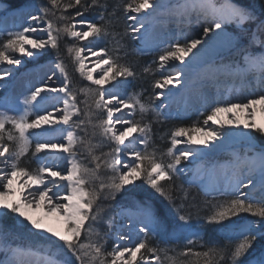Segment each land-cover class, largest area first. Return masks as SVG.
<instances>
[{
  "label": "snow or ice",
  "instance_id": "snow-or-ice-1",
  "mask_svg": "<svg viewBox=\"0 0 264 264\" xmlns=\"http://www.w3.org/2000/svg\"><path fill=\"white\" fill-rule=\"evenodd\" d=\"M70 9H76L75 13L70 14ZM92 9L98 12L88 19L85 13ZM8 11L0 9L5 16ZM28 11L29 22L20 30L0 29V35L8 37L0 44V65L18 66L20 56L38 58L47 51H55L56 60L46 79L24 97L23 107L15 109L16 115L3 110L7 97H0V249L6 254L0 264H164L162 256L169 264H199L201 257L204 264H264V146L257 150L254 139L256 133L264 137V0H130L124 12L135 14L127 15L135 22L131 33L139 34L146 45L155 39L156 24H174L184 36L182 42L174 38L162 50L159 68L170 62L184 67L176 75L156 79L152 87L160 91H154L147 101L143 92L122 90L123 82L112 84L121 77H135L136 72L106 46L109 37L114 40L118 35L112 30L115 9L108 11L107 0H40ZM191 25L200 31L184 35L182 29ZM230 26H234L232 31ZM65 37L73 41L65 49L75 71L90 82L86 86L73 83L61 57L60 41ZM90 37L94 41L78 46ZM253 46L259 51H252ZM233 48L244 53L242 63L223 62L221 52ZM89 57H95L91 67L86 63ZM190 70H198L200 86L206 81L218 83L223 76L228 99L201 92L199 100L207 112L203 126L197 122L175 128L170 146L160 151L154 143L153 124L170 118L166 109L171 107L176 86L191 80ZM10 74L0 69V80ZM181 76L188 79L181 80ZM109 84L112 87L106 88ZM253 84L255 90L243 95ZM240 143L246 146L243 155L232 150L223 163L214 159ZM180 144L186 146L178 148ZM29 151L37 165L34 170L21 165ZM182 162L187 163L181 167ZM186 171L193 174L189 186L197 184L198 175L202 180L205 171L223 176L220 194L229 198L213 206L202 226L191 223L193 214L184 212L183 203L174 205L175 215L157 211L147 200H133L115 213L103 203L116 200L141 179L169 201L187 198L183 184H175ZM197 186L206 188L203 183ZM168 189L180 195L174 197ZM117 216L130 223L117 225ZM101 222L107 232L98 227ZM201 227L222 230L228 243L211 240L200 246L205 250H197L203 239ZM20 228L47 243H14L20 238ZM113 230L115 243L108 250ZM134 234L143 236L134 239ZM182 235L185 243L178 250ZM254 245L259 255L243 259ZM190 256L197 259H180ZM27 257L37 259L32 262Z\"/></svg>",
  "mask_w": 264,
  "mask_h": 264
},
{
  "label": "trees",
  "instance_id": "trees-1",
  "mask_svg": "<svg viewBox=\"0 0 264 264\" xmlns=\"http://www.w3.org/2000/svg\"><path fill=\"white\" fill-rule=\"evenodd\" d=\"M4 3H9L11 8L17 9L27 6H33V4H38L40 0H1ZM130 0H107L108 3V11L112 12L113 9H115V15L111 17L112 19V30L114 33L118 34L115 36V39L113 40L111 37L105 41L107 48L109 49L110 53L113 55H119L120 62L128 64L133 68V70L136 72L135 77H128L127 80L129 82L128 84V91L131 92H143V99L145 101L148 100V97L153 94L154 90L152 85L155 82L156 79H159V73L157 68L155 67L157 59H159V55H161V52H152V53H141L138 49V43L136 40L133 39V35L131 31L127 27V20L126 16L127 14L124 12V6L129 3ZM76 9H70L69 13L74 14ZM98 12V9H92L88 12H86V16L88 19H93ZM127 30V34L126 33ZM7 35H0V44H3V42L7 39ZM73 41L70 38H63L60 41V54L61 57L64 59L65 64L67 66V70L69 72V75L71 79L73 80V83L78 86H86L89 83L86 80H83L80 77L79 72L75 71V67L72 63V59L67 53L65 49V44L72 43ZM118 42V43H117ZM79 45L81 43L79 42ZM78 45V46H79ZM118 48L119 51H113L114 49ZM252 51L255 52V46L252 47ZM52 58H56V52L52 51ZM238 61V59H236ZM155 62V63H154ZM145 67H150V72H145ZM5 92H0V97H4ZM79 99H82L79 97ZM82 105V104H81ZM83 108V106H82ZM206 115L204 112L200 111H189L187 113H180L176 116H171L168 119H165L160 124H153V132H154V143L155 146L160 151H165L167 147L170 146V133L175 130L177 127H191L194 124H197L199 122L198 126H203V119L206 118ZM137 119L140 118L139 113L136 116ZM148 117H146L147 119ZM96 139H99V137H96ZM186 139V138H181ZM254 139L257 140L260 144L264 145V137H262L259 133H256L254 136ZM93 143H95L93 141ZM142 147V146H141ZM104 151H107L105 148ZM165 160H167V157H165ZM87 163V160L85 161ZM21 165L29 168V170H34L37 165L35 163V160L32 158L31 151L26 154L22 160ZM183 167V163L181 165ZM103 175H106V173H102ZM192 179V175L189 173L188 175H182L179 178L175 180V184L177 186L183 184L184 188L188 191L187 198H177L173 201H169L164 196H161L159 193H156L154 189H151L150 186L146 184V182L141 179L136 182V187L128 186V189H132V191H129L128 189L125 190V192L121 193L117 196L116 200L114 201H103L104 204L109 205V212L114 213V209H117L118 207H126L133 200H140L145 201L147 200L149 203H151L157 211L164 210L167 211L170 215H175L176 207H179L181 203L184 205V212H192L193 214V220L191 223L203 225L204 224V217L208 215L212 210L213 206L216 205L218 202L228 199L229 197L222 196L219 194H209L208 191L202 189L201 187H198L197 184H193L189 186L187 181ZM166 185L167 188V182H163ZM169 193L173 195L174 197H178L180 194L177 191H174L172 189H168ZM174 205L176 207H174ZM183 214V213H181ZM243 216H248V214H241ZM108 213H105V219H107ZM252 218V217H249ZM254 219V218H253ZM98 227L101 228L102 231L107 232L108 229L105 227V225L101 222ZM200 233L203 236V239L198 242L196 245V249L203 251L204 248H201V245L207 246L209 241L216 240L221 245H225L228 243V241L225 239V236L223 234L222 230H214L211 227H201ZM23 231V230H22ZM23 235V232H22ZM143 236V234H142ZM34 241V239H31ZM173 241H170V243ZM150 243L156 244V239L150 238ZM185 243L184 236L182 235L180 238V244L178 246V250L183 248V245ZM231 247V246H229ZM112 243L107 240V249L111 250ZM169 255H175V253H169ZM257 255H259V249L257 246H253V249L249 251V253L243 258L245 260L254 258ZM182 260H196V257H180ZM162 260L164 261V264H169L168 261L164 260L162 256ZM205 258L201 257L199 258V264H204ZM220 264H224V262H220Z\"/></svg>",
  "mask_w": 264,
  "mask_h": 264
},
{
  "label": "rangeland",
  "instance_id": "rangeland-1",
  "mask_svg": "<svg viewBox=\"0 0 264 264\" xmlns=\"http://www.w3.org/2000/svg\"><path fill=\"white\" fill-rule=\"evenodd\" d=\"M4 8L8 9L9 11H8L7 16H5V14L3 12H0V29H6L7 31H16V30H20L22 26H26L27 23L29 22V11H28V9H30L31 6L22 7L20 9H23V11L16 12V11H13L15 9L11 8L9 3H6V2L4 3L3 1L0 0V9H4ZM17 9H19V8H17ZM127 15H135V14L134 13H128ZM140 15H146V13H141ZM85 17H87L86 14H85ZM162 18H164V17L162 16ZM77 19H79V18H77ZM126 20L128 23L127 27L130 30V26L134 25L135 22L128 20L127 16H126ZM161 27H163V26L159 25L158 29H160ZM233 27L234 26H230L229 28L233 29ZM161 30L163 31L162 33H164L165 35L164 36L162 35L163 37H161V38L157 37L156 35H154V34H156L157 30L154 29L153 35H154L155 39L150 41L149 44H147V45L144 43V41L142 39L139 38V34H136L135 37L133 36V39L136 40L137 42H139L137 50L141 53H152V52H161L162 53V50L167 47L168 43L173 42L174 38L181 40V42L183 41L184 36H182L178 33L175 25H173L171 23L168 24L166 33H165L166 30L164 28H161ZM182 31H183L184 35L190 36V34L195 35L197 32L200 31V29L196 25H191V26L183 28ZM94 39L95 38L90 37L88 40L80 41L81 45H79V46L88 45L89 42L94 41ZM141 49H142V51H141ZM255 51H259V49L255 47ZM51 54H52V51H47L45 55H42L38 58H29L26 56H20L22 63L18 66L15 65L14 69H10V68L6 69V66H9L8 64L0 65V69L9 70L11 73L10 75L4 76L3 79L0 80V85H3V87H0V92L4 91L5 92L4 97L5 96L7 97V100L4 102L5 106H4L3 110L8 111L10 115H16L17 114L15 109L23 107V103H22L23 99L26 95L29 94L30 89L32 88V86H28V87L24 86L21 83L22 80L26 79V77H28L30 75L39 74L38 75V77H39L40 75H42V73L45 70L52 68V64L56 60V58H52ZM243 55H244V53H242V52L238 53L235 48H233L230 51H226V52L221 53V56L223 58L224 63H228L229 61L235 62V58H240V61H237V62L242 63ZM217 62L218 63L220 62V57H217ZM72 63L74 65L73 60H72ZM155 67L158 70L159 77H161L162 75H166V74H168L169 71H171V70H169L171 68H169L168 65H166L165 68H163V69H160L159 65H156V64H155ZM176 73H177V70H174L171 74L174 75ZM49 74H50V72H49ZM96 76L98 77V75H96ZM197 80H198V77H197V79L191 81L188 84V86L190 87L194 84H198ZM120 82H123L122 90L128 91L129 82H128L127 78L121 77V78H119L118 81H113L112 84H118ZM88 83H90V82H88ZM205 83H204L203 87L205 86ZM112 84L105 85V87L111 88ZM227 87H228V83H227ZM250 90H255L254 84L251 86V89L245 88L243 95L247 96L248 92ZM156 91H160V90L157 89ZM164 91H166V90H164ZM206 92L208 93L209 97L210 96L211 97L216 96L219 99H228V97L225 95V91L223 89L219 90V95H217V91H215L214 89L213 90H210V89L207 90V87H206ZM234 95L235 94H233V97H234ZM39 99L40 98L38 97V100ZM78 99H79V97H78ZM161 100H164V97H161ZM90 102L91 101L89 99V103ZM156 103L159 104L160 100H157ZM165 103H168V102L165 101ZM82 106L84 107L83 103H82L81 107ZM192 109H195V110L199 109L198 111L204 112L205 114H207L205 108L202 107L201 103L199 101H196V100H191L189 103L182 105V106H177L175 109H171V107H170L169 109H166V111L169 112L170 117H171V116H176L180 113H187L188 111H190ZM90 131H91V129H90ZM93 141L95 142V140H93ZM185 146L186 145H184V144H180L177 147L183 148ZM245 147L246 146L243 143L233 145L231 148L222 152L218 157H215L214 159H218L221 163H223L224 161H226L230 158L229 153L232 150H238L241 153V155H243ZM257 150H259L258 147H257ZM82 151L87 154V150L85 148H83V146H82ZM39 155L43 156L44 153H40ZM249 155H251V153H249ZM182 163L184 165L187 162H182ZM189 166L192 168H195V165H189ZM210 166H211L210 164L206 165L207 168H210ZM189 173L190 172L186 171L184 174L188 175ZM190 174L193 176L192 172ZM201 175L203 176V179L201 180L200 175H198L197 176V185L200 183H203L206 186V188H204V187H201V188L208 191L209 194H219V193H221V191L224 190V185L222 184L223 183V176L221 174H219V172L217 174H211L210 172L205 171V172L201 173ZM218 180L220 181L219 184H217ZM217 187H219L220 191L216 190ZM243 191H244V189H243ZM257 195H259L258 192H257ZM121 208L122 207H118L117 209H114V213L118 212ZM115 223L117 225H126V224H129L130 222H128L124 219H121L119 216H117L115 218ZM123 231L127 232L128 227H124ZM22 232H23V235H22ZM17 233H19L20 238L17 240H14L13 241L14 243L25 244V245L29 244V243H31L33 245H37V244L44 245L47 243L46 241L40 240L39 238H33V237L28 236L26 229H23V228L17 229ZM186 234L187 233H185V235ZM133 238L134 239L142 238V234H140L139 237H136L134 234ZM31 239H34V241ZM82 239H83V237H82ZM108 241L109 242L111 241L112 247H113V244L115 243V230H113L111 233H109ZM5 255L6 254L4 253V251L2 249H0V259H4ZM26 259L32 261V260H36L37 258L27 257Z\"/></svg>",
  "mask_w": 264,
  "mask_h": 264
},
{
  "label": "bare ground",
  "instance_id": "bare-ground-1",
  "mask_svg": "<svg viewBox=\"0 0 264 264\" xmlns=\"http://www.w3.org/2000/svg\"><path fill=\"white\" fill-rule=\"evenodd\" d=\"M151 11V10H149ZM165 18V17H164ZM164 18L159 17V19L163 20ZM159 25H162V24H156L154 26V29L157 30L156 36L158 37H163L165 34L162 33L163 31L161 30V28H164L166 31L165 33L167 32V26L165 27L164 25H162L163 27H161L160 29H158V26ZM174 25V24H173ZM147 26V25H146ZM233 29H230L229 28V31H232ZM143 31V29H142ZM163 35V36H162ZM190 36H192L190 34ZM232 49H228V50H224L222 52H226V51H230ZM221 52V53H222ZM87 55V54H86ZM188 59H191V56H189L188 58H186V61L185 63H187V60ZM95 60V57H89V59L86 61V63H88V66L91 67L92 66V61ZM159 59L156 61V65H159ZM218 63V62H217ZM169 68V73H172L174 70H177L178 68H183L184 65L183 64H180L179 62H170L169 64H167ZM14 69L15 68V65H9V66H6V69ZM51 68L45 70L42 75H40L38 77L39 74H36V75H30L28 77H26V79L22 80V84L26 87L28 86H39L45 79H46V74H49V70ZM192 72V78L191 80L189 81V83L195 79H197V72L198 70H190ZM95 75H99V69H96ZM176 75V74H174ZM181 80H185V79H188V77H185V76H181L180 77ZM188 83V84H189ZM187 85H181V86H176V94L173 95L170 103H171V109H175L177 106H182V105H185L187 103H189L191 100H196V101H199V96L201 94V92L205 93L208 95V93L206 92V87H207V90L210 89V90H224L227 88V82L225 81V78L223 76L220 77V80L219 82H213V81H206L205 83V86H200L199 84H194L192 86H188ZM170 88H172L173 86H169ZM167 91V90H166ZM211 98V96H210ZM165 99V98H164ZM166 101V100H165ZM169 103V101H166ZM47 106V105H46ZM236 131H239V129H236ZM200 138V137H199ZM218 143V142H217ZM257 143V146L260 145L262 146V144H260L258 141H256ZM198 147H204L203 145H198ZM83 152V151H82ZM83 154L86 156L87 154L83 152ZM86 161V160H85ZM84 161V162H85ZM62 163V162H61ZM223 184V183H222ZM244 191H248V189H244ZM34 258H37V257H34ZM35 260H32V262H34Z\"/></svg>",
  "mask_w": 264,
  "mask_h": 264
}]
</instances>
